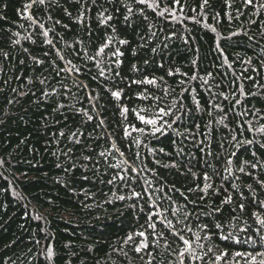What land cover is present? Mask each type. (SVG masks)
I'll return each mask as SVG.
<instances>
[{
    "label": "trees",
    "instance_id": "16d2710c",
    "mask_svg": "<svg viewBox=\"0 0 264 264\" xmlns=\"http://www.w3.org/2000/svg\"><path fill=\"white\" fill-rule=\"evenodd\" d=\"M31 2L0 0V264H171L175 256L164 240L152 246L157 237L147 227L148 214L167 210L180 228L177 220L190 213L188 224L197 232L198 224L214 222L204 213L224 195L238 197L232 183L249 198L230 225L225 220V233L240 243L218 234L201 243L204 251L229 253L218 264H259L264 227L253 212L264 218V209L251 198L264 201L256 179H264V134L256 131L264 126V0H208L203 7V0H46L25 12ZM108 39L98 68L88 57ZM117 48L121 64L111 55ZM69 60L79 72L61 71L70 69ZM145 77L156 85L132 83ZM117 91L119 99L112 96ZM141 93L159 99H141ZM161 107L171 112L164 119L176 123L153 136L133 109L154 118ZM246 139L255 143L235 147ZM229 159L232 176L224 171ZM205 172L220 195L210 190L199 200L203 194L189 189L203 187ZM133 191L144 194L129 198ZM138 231L149 243L140 253ZM159 231L176 248L179 242L158 223ZM129 234L133 240L125 243ZM249 237L256 243H245ZM214 259L209 253L205 264Z\"/></svg>",
    "mask_w": 264,
    "mask_h": 264
},
{
    "label": "snow or ice",
    "instance_id": "6c2138e0",
    "mask_svg": "<svg viewBox=\"0 0 264 264\" xmlns=\"http://www.w3.org/2000/svg\"><path fill=\"white\" fill-rule=\"evenodd\" d=\"M139 3L144 4L146 3V0H138ZM245 2L247 4H252V0H245ZM46 0H32L31 3L25 4L24 5V11L28 12L29 9H31L33 7V4H37V5H45ZM93 3H95V0H93ZM176 3H179V0H176ZM208 3V0H203V4L201 5V7H203L204 5H206ZM149 7H152L151 4L148 5ZM262 7H264V5H262ZM129 13H131V9H128ZM161 15H163V13H161ZM27 19H32L31 15L26 16ZM107 20H110L111 17H107ZM125 20H128V17H125ZM79 22H83V14H81V16L78 18ZM105 21L102 20L101 23H104ZM56 23H60L59 21H56ZM40 28L43 29L44 25L40 24L39 25ZM65 27H67V25H65ZM214 30V29H213ZM43 36L45 38L48 37V31H44L43 32ZM46 43L48 44H52V41L49 39L45 40ZM120 44H127L128 42L126 40H120L119 41ZM15 43H19V41H15ZM111 44V39H108L107 41L103 42L101 44V46L96 50L95 52V56H89L88 59L89 60H94L97 62V67H100V62L99 60H97L98 57H102L105 54V49L109 48ZM153 51H155V49H153ZM47 54V53H46ZM111 55L113 57H116L115 63L116 64H121L122 61L119 59V57L123 56L124 53L117 48L115 51H113L111 53ZM61 59H63V56H61ZM37 63H43V61H36ZM68 65H70V69H62L61 71L64 70H69V71H74V72H79V69L72 64V62L69 60L67 61ZM145 63H147V61H145ZM133 68L135 69V65H133ZM179 71V69H177V72ZM173 73L170 71L169 75H172ZM99 75L100 76H104L105 75V71L103 68H100L99 71ZM116 75H119V72L116 73ZM162 79V78H161ZM191 79H197V77L194 75L191 77ZM249 79H251L249 77ZM41 83H44V81H41ZM132 83H138V84H150V85H156L157 81L155 78L149 79L147 77H145L143 80H139V81H132ZM181 83H183V81H181ZM85 87H87L85 85ZM240 95L244 96L246 95V93L244 92V88L243 85H241L238 89ZM45 96H48L49 93L45 92L44 93ZM120 92H113L112 96L116 97L117 99L120 98ZM221 96H223L224 99H228V96L225 95L224 93L220 94ZM235 95V93H233V96ZM91 98V97H90ZM139 98L141 99H154V100H158L159 97H150L147 96L143 93L139 94ZM241 102L239 100H236V104H240ZM196 104L198 106V109L200 107L199 105V101H196ZM214 107H219V105H213ZM235 105H233L234 107ZM62 107V106H61ZM147 111L146 109H142L140 112H137L135 109H133V112L136 114L138 120L145 125V127H149L150 126V131L148 132V134L150 135H157V134H165V132L167 131V129L172 128V124L176 123L175 120H173L171 123H169L168 120H165L164 117L165 116H169L171 115L170 111H166L165 108L161 107L158 110V113L155 115L154 118H150L146 115L141 114V112ZM128 112V108L124 107L122 109V115ZM88 119L91 120L92 117L88 116ZM101 123H103V121H101ZM145 127H141V128H136L134 125L132 126V130L139 132L141 134H145ZM199 127V125H197V128ZM251 130V129H250ZM256 131L264 134V126L259 127L258 129H256ZM61 136L64 135L63 132L60 133ZM76 134L73 133V136H75ZM125 135H130V133L128 132V129L125 128ZM233 140L235 141L236 138L233 137ZM79 142V141H77ZM253 143H255V141L253 140H242V141H236L235 147L237 149H239L242 146L245 145H252ZM261 147H264V145H261ZM113 148H116V145L113 144ZM117 151H119V149H116ZM161 151H163L161 149ZM201 151H203V149H201ZM105 155V153H101V156ZM121 156H123V153H120ZM138 155V154H137ZM209 155H211V153H209ZM232 156H236V153L233 152L231 153ZM87 159V157H86ZM233 161L231 159H229L227 161V164L229 165V167H226L224 169L225 172H227L229 174V176L234 175L232 168L230 167L232 165ZM245 164H247L248 162L245 161ZM119 166V165H117ZM173 167H175V165H173ZM252 168H256L257 165L256 164H252L251 165ZM132 171L135 172L136 169L132 168ZM238 171L240 173H244L246 176L251 177V173H245V168L243 166L239 167ZM195 175V174H193ZM115 179V177L113 178ZM120 179H125V177L121 176ZM225 179H227V177H225ZM236 180H239L240 177H235ZM257 179V183L259 184V186L264 189V179ZM212 177L205 172L203 175V187H201L199 184L196 186V189H189V191H196L198 190L200 193H202L203 195H201L199 197V200H204L207 196L210 190L213 191V196H219L220 195V189H213V184L211 183ZM112 181H109V183H111ZM223 186H221L222 188ZM247 187L251 190V185H247ZM231 188L234 192L238 193V197L236 199H234V196L232 194H227L224 195V197L220 200V203L217 207H213L211 212H206L204 213V215L212 218L214 220L213 223L209 224V223H200L197 225L198 231L197 232H193V228L191 226H189L188 224V219L190 217V213H186L184 220L180 221L177 220L178 224H181L180 228H177L175 224H173V221L168 219L167 215L164 214L165 211L167 210H163V211H155V212H150L148 214V219L146 221L147 223V227L152 229V233L157 237L156 241L153 243V247H159V241L160 240H164L165 241V248H169L170 249V255H174L175 259L171 262V264H196L197 261L200 262V264H205L204 261V257L207 256L209 253H213L215 256L214 261H212V264H218V262L224 260L229 253L226 250H222L219 253H214V249L213 247H208L207 251H204L205 249V245L203 243H201V241H211L213 239L214 236H216L217 234L219 235V238L224 240V241H232L234 243H240V240L238 238L233 237V235L231 234V232L229 233H225L224 229H225V220L227 219V223L230 225L232 220L236 219V212L237 209L239 210L240 213H243L246 210V205L249 202V198H245L244 197V193L243 191L240 190V185L237 183H232L231 184ZM162 189H158V191H161ZM147 189L144 190L145 193H147ZM224 192H227V189H224ZM144 193L141 192H136L133 191L131 193V196L129 198H141L142 195ZM181 195H183V193H181ZM119 199L124 200L125 197L124 196H120ZM169 199H171L169 197ZM185 199H187V197H185ZM252 201L254 202V206L257 208H262L264 209V201H255V198L252 197L251 198ZM238 200V202H237ZM192 203H196L195 201H193ZM225 205H229L232 206L230 207L228 214H227V218L225 217L224 214V209H225ZM234 205V206H233ZM133 207H135V205H133ZM173 215H175V212L173 213ZM157 217V220H153V217ZM253 216L256 219L257 224H259L261 227H264V218H261V214L258 212H253ZM197 220H199V216L196 217ZM160 224L162 226V228L164 230L167 231V234L169 236L172 237L173 242L178 241L179 243L177 244L176 248H170V245L168 243V239L167 236L165 235V231H159L157 232V224ZM259 231V230H258ZM201 233H203V235H201ZM191 234V235H188ZM135 235L139 236V237H143L144 239L141 240V242L135 247V251L137 253L142 252L145 249L149 248V243H148V237L145 235V231H138L137 233H135ZM133 240V234H129V236L127 237V240L125 241V243H127L128 241ZM261 241L264 242V237H261ZM245 243L248 244H255L256 241L253 240L252 238H248L244 241ZM262 246H264V243H262ZM199 250V252H198ZM200 252H202L203 254L201 255ZM47 255L48 258L52 257V248L49 247L47 250ZM149 257H152V253L149 252L148 253ZM246 254L242 253V252H235L234 256L237 257H244ZM247 255H251L250 253ZM259 255L264 256V253H259ZM253 261L256 260L255 256L251 257ZM148 264H151V259L149 260ZM259 264H264V259H262Z\"/></svg>",
    "mask_w": 264,
    "mask_h": 264
}]
</instances>
